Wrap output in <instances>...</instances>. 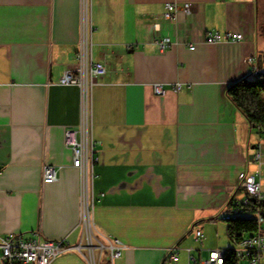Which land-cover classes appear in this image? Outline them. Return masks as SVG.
I'll list each match as a JSON object with an SVG mask.
<instances>
[{"label":"crops","instance_id":"1","mask_svg":"<svg viewBox=\"0 0 264 264\" xmlns=\"http://www.w3.org/2000/svg\"><path fill=\"white\" fill-rule=\"evenodd\" d=\"M172 1L193 13L164 18ZM215 30L244 39L206 42ZM165 36L179 42L162 50ZM80 50L107 67L90 89L57 82ZM254 65L264 69L260 0H0V235L64 238L71 249L51 264H111L117 238L127 248L114 264H162L174 243L184 264L186 247L231 246L223 215L245 194L260 134L227 90L254 80ZM81 122L97 143L93 180L65 143ZM47 164L61 166L57 181L43 182ZM87 197L92 226L80 220Z\"/></svg>","mask_w":264,"mask_h":264},{"label":"built area","instance_id":"2","mask_svg":"<svg viewBox=\"0 0 264 264\" xmlns=\"http://www.w3.org/2000/svg\"><path fill=\"white\" fill-rule=\"evenodd\" d=\"M193 6L189 2L180 3L177 1L167 2L166 10L162 14L164 18L176 21L179 14L190 15L193 13ZM96 29L91 25V33ZM205 41L208 43L241 41L244 36L240 32L232 30L210 31L205 35ZM179 42L177 36L160 37L157 44L160 49L167 50ZM195 49V44L190 45ZM257 65L253 66V74H258ZM107 73V67L103 62L93 60L91 53L80 50L75 56V62L64 69L57 82L60 84H78L82 87L86 85L92 88L98 82V79ZM155 94L164 95L167 88L161 82L153 83ZM173 89L179 91L182 89V83L176 82ZM261 133L260 138L254 145V151L251 161L256 164L254 171L242 173L240 176L241 186L245 194L240 198H234L230 203L229 210L223 215L224 220L234 218L254 216L257 220L258 229L251 235L238 240L232 238L234 247H186V264H228V256L234 254L238 264H264V207L258 208L264 204V128L256 127ZM65 143L72 153V165L82 172V176L91 173L92 180L95 177L94 167L99 161L97 154V143L84 122L76 127L68 129L65 133ZM56 167L47 164L44 167V183H52L58 180V170ZM1 172V171H0ZM256 207L253 214L249 209ZM94 210L93 198L87 197L83 201L80 214V220L88 222L92 226V212ZM196 243H202L204 233L200 229L194 231ZM91 250V245H88ZM81 250L82 246H77ZM109 252L111 264L120 259L126 250V244L117 238L105 247ZM71 249L64 238L50 239L45 237L40 231H37L33 237L24 238L22 235H0V264H51L57 256ZM182 247L179 244H172L167 249L162 264H179L181 259ZM206 251L207 256H202ZM198 254H197V253Z\"/></svg>","mask_w":264,"mask_h":264},{"label":"trees","instance_id":"3","mask_svg":"<svg viewBox=\"0 0 264 264\" xmlns=\"http://www.w3.org/2000/svg\"><path fill=\"white\" fill-rule=\"evenodd\" d=\"M260 17L264 30V0H260ZM227 94L233 103L247 116L254 127L264 128V69L260 70L254 80L244 79L232 84ZM264 204L258 208H263ZM256 207L249 209L253 214ZM228 234L231 238L243 239L258 229L254 216L234 218L228 221ZM228 264H238L234 254L228 256Z\"/></svg>","mask_w":264,"mask_h":264},{"label":"rangeland","instance_id":"4","mask_svg":"<svg viewBox=\"0 0 264 264\" xmlns=\"http://www.w3.org/2000/svg\"><path fill=\"white\" fill-rule=\"evenodd\" d=\"M253 78H255V76L253 75ZM259 134L261 135V133L259 132ZM90 241V240H89ZM89 244L91 245V247L94 245L91 241L89 242ZM231 246L229 247H234V244H230ZM88 250L90 249V247L87 245ZM92 249V248H91ZM185 262V258L181 259L179 264H184ZM242 264H246L245 262H242Z\"/></svg>","mask_w":264,"mask_h":264}]
</instances>
